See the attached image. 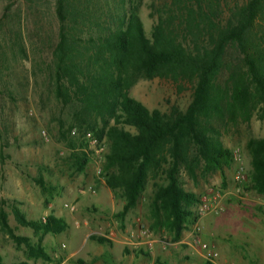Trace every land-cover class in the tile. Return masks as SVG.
I'll return each mask as SVG.
<instances>
[{"label":"trees","instance_id":"obj_1","mask_svg":"<svg viewBox=\"0 0 264 264\" xmlns=\"http://www.w3.org/2000/svg\"><path fill=\"white\" fill-rule=\"evenodd\" d=\"M142 1L117 0L111 7L107 0L103 11L93 0H56L61 25L54 52L56 96L66 106L77 103L86 131L107 139L102 176L125 200L117 215L122 226L149 176L161 173L166 184L156 186L152 216L157 225L164 220L178 241L197 222L190 209L199 202L183 189L181 170L193 176L202 165L207 172L223 171L233 161L232 151L215 138L212 122L248 123L256 114L264 121V0H152L151 16L157 20L150 37L139 13ZM156 78L192 86L185 111H150L130 95L140 79ZM247 147L252 157L247 189L264 196V138ZM74 155L84 171L89 154ZM2 205V231L24 244L31 259L49 260L40 244L15 234ZM14 215L36 234L68 230L54 215L30 221L17 208Z\"/></svg>","mask_w":264,"mask_h":264},{"label":"rangeland","instance_id":"obj_2","mask_svg":"<svg viewBox=\"0 0 264 264\" xmlns=\"http://www.w3.org/2000/svg\"><path fill=\"white\" fill-rule=\"evenodd\" d=\"M93 1L97 8L107 10V0ZM114 1L108 0L111 7ZM153 2L143 0L139 12L149 37L157 20L151 16ZM60 26L56 0H0V201L15 234L40 244L49 257L31 259L29 249L15 243L0 226L3 264H62L69 258V264H93L79 263L87 251H98L99 243L91 238L124 233L117 220L110 221L109 227L106 224L107 229L98 224L93 199L107 185L106 178L97 175L95 159L91 157L84 171L77 165L74 154L93 152L94 147L90 149L85 137L89 132L78 104L66 106L56 96L54 52ZM130 95L150 111L169 113L174 107L185 111L193 91L189 83L140 79ZM212 124L215 138L232 151L233 161L223 171L207 172L202 165L194 176L182 169L179 178L183 189L199 200L190 209L194 216L199 203L212 195L223 198L225 210L198 219L200 233L194 232L197 223H190L176 241L164 220L157 225L152 216L156 186L165 185L166 176L151 174L132 211L133 230L143 225L153 236L152 248L145 251L148 257L139 254L147 264H208L207 252L195 244V238L216 253L211 264H264V196L247 189L252 174L247 146L250 140L264 138V121L256 114L248 123L214 120ZM98 127L103 123L99 121ZM126 130L135 133L132 128ZM99 141L108 149L105 137ZM84 142L86 146H82ZM240 165L247 181L239 190L235 175ZM83 190L87 191L84 198H89L85 202L79 197ZM66 204H75L77 211L71 213ZM15 208L30 221L57 215L68 224V230L58 236L36 234L16 220Z\"/></svg>","mask_w":264,"mask_h":264},{"label":"crops","instance_id":"obj_3","mask_svg":"<svg viewBox=\"0 0 264 264\" xmlns=\"http://www.w3.org/2000/svg\"><path fill=\"white\" fill-rule=\"evenodd\" d=\"M85 194L79 191V197L85 202L89 198H84ZM96 203L94 209L99 213L98 224H102V228L107 229V226H111L110 221L120 223L121 230L124 233H110L105 235V239L108 241L105 244H99L97 253L90 251L86 252L84 258L82 257L79 263L83 261L93 264H147L139 254L148 257L145 251H148L146 244L142 242L138 237V231L133 230L134 214L133 210L127 215L124 226L117 218V215L123 211L125 200L122 198L119 191H113L106 187L104 188L96 198L93 199ZM57 218L59 216L55 215ZM63 219V218H62ZM112 221V222H113ZM118 223L115 222V225ZM137 231V232H136ZM87 240L84 241V245ZM138 249V250H137ZM67 259L62 264H69Z\"/></svg>","mask_w":264,"mask_h":264},{"label":"built area","instance_id":"obj_4","mask_svg":"<svg viewBox=\"0 0 264 264\" xmlns=\"http://www.w3.org/2000/svg\"><path fill=\"white\" fill-rule=\"evenodd\" d=\"M76 133H77L76 130H74L73 134L75 135ZM85 137L90 144V149L94 147L93 152L91 151L90 152L86 151V152L89 154L90 158L92 157L95 159L96 164H98L97 175L101 176L103 174L102 166L105 161L104 155L107 152L106 145L100 142L98 139H96L92 133H87ZM234 157L235 160L238 159V155L235 154ZM235 181L236 184L239 186V190L241 187H243V185L247 181L246 172L242 165L239 166L236 172ZM89 191H93V188L90 187ZM80 192L82 194L87 193V191L85 190ZM222 199L223 198L220 195H212L209 199L202 200L199 203L196 211V216L198 217V219H201L209 214H214V213L220 214L221 212H223L225 210V207L222 203ZM65 208L69 210L71 213H75L77 211V206L75 204H66ZM198 225L199 223L195 225V231H194L195 233L201 232V228ZM100 235L101 237L105 238L106 234L101 233ZM138 237L141 238L142 242H144L149 249L152 248L154 244V240L152 239L153 236L151 232L148 230V228H146L143 225L140 226L138 230ZM194 242L195 244L199 245L203 251L207 252V260L209 262H211L216 257V253L214 252V250L211 249L209 245L202 243V241L199 238H195Z\"/></svg>","mask_w":264,"mask_h":264}]
</instances>
